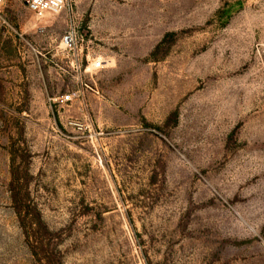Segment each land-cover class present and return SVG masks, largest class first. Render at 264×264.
I'll return each mask as SVG.
<instances>
[{"label":"rangeland","instance_id":"rangeland-1","mask_svg":"<svg viewBox=\"0 0 264 264\" xmlns=\"http://www.w3.org/2000/svg\"><path fill=\"white\" fill-rule=\"evenodd\" d=\"M26 2L0 0V264H264V0Z\"/></svg>","mask_w":264,"mask_h":264},{"label":"built area","instance_id":"built-area-1","mask_svg":"<svg viewBox=\"0 0 264 264\" xmlns=\"http://www.w3.org/2000/svg\"><path fill=\"white\" fill-rule=\"evenodd\" d=\"M66 0H27V5L30 11L37 19H42L46 15L58 14L65 7ZM61 45L64 51H72L75 49L74 37L71 33H68L61 40ZM65 101H68L70 96L63 97Z\"/></svg>","mask_w":264,"mask_h":264}]
</instances>
